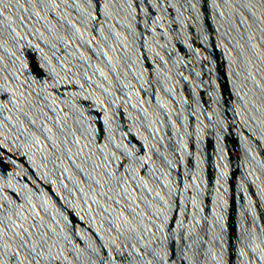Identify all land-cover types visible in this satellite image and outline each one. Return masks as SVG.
Segmentation results:
<instances>
[{
	"label": "water",
	"instance_id": "1",
	"mask_svg": "<svg viewBox=\"0 0 264 264\" xmlns=\"http://www.w3.org/2000/svg\"><path fill=\"white\" fill-rule=\"evenodd\" d=\"M0 264H264V0H0Z\"/></svg>",
	"mask_w": 264,
	"mask_h": 264
}]
</instances>
